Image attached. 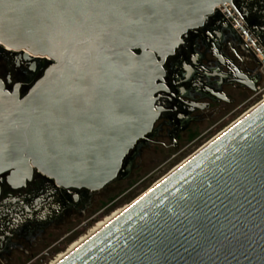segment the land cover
Returning a JSON list of instances; mask_svg holds the SVG:
<instances>
[{
  "label": "water",
  "instance_id": "water-1",
  "mask_svg": "<svg viewBox=\"0 0 264 264\" xmlns=\"http://www.w3.org/2000/svg\"><path fill=\"white\" fill-rule=\"evenodd\" d=\"M231 3L0 0V45L52 62L25 96L0 88V175L118 181L158 120L163 62ZM59 264H264V104Z\"/></svg>",
  "mask_w": 264,
  "mask_h": 264
},
{
  "label": "flooded vegetation",
  "instance_id": "flooded-vegetation-1",
  "mask_svg": "<svg viewBox=\"0 0 264 264\" xmlns=\"http://www.w3.org/2000/svg\"><path fill=\"white\" fill-rule=\"evenodd\" d=\"M51 64L44 56L0 45V73L12 84L6 90L16 89L20 97ZM162 70L157 84L163 88L154 95L155 108L161 110L158 120L125 158L120 175L141 146L165 147L155 138L166 137V149H176L182 136L191 140L204 122L216 119L209 131L219 133L264 99V0H232L222 11L215 9L201 27L182 37ZM9 177L10 171L0 175V264L20 258L25 264H52L67 251L74 232L94 224L92 218L61 238L54 236L74 215H85L92 195L101 190L63 188L36 170L23 182L9 184ZM59 251L64 252L56 256Z\"/></svg>",
  "mask_w": 264,
  "mask_h": 264
},
{
  "label": "rangeland",
  "instance_id": "rangeland-1",
  "mask_svg": "<svg viewBox=\"0 0 264 264\" xmlns=\"http://www.w3.org/2000/svg\"><path fill=\"white\" fill-rule=\"evenodd\" d=\"M216 121V119H213L212 121L204 122L199 125L191 140L190 138L188 140L186 137L182 136L176 149H166V145H168L166 137L154 139V141L162 143L165 147H161L157 144L141 146L136 150L138 154L134 158L132 164L124 170L118 181L106 186L100 192L93 194L90 207L85 215H74L66 224L61 225L60 228L56 230L54 236L61 238L65 234L75 231L78 227L92 218L95 219L93 222L94 224H91L86 232H74L72 241L68 243L66 250L79 244L88 234L94 232L102 224L118 214L123 208L131 205L135 200L142 197L170 170L214 137L218 131L213 133L209 130L217 124ZM220 128L218 130H220ZM98 214L102 217L101 219L94 218ZM43 247L44 246H40L37 251H40ZM62 252L64 251H59L56 253V256ZM9 264H25V259L20 258L18 261H11Z\"/></svg>",
  "mask_w": 264,
  "mask_h": 264
},
{
  "label": "bare ground",
  "instance_id": "bare-ground-1",
  "mask_svg": "<svg viewBox=\"0 0 264 264\" xmlns=\"http://www.w3.org/2000/svg\"><path fill=\"white\" fill-rule=\"evenodd\" d=\"M262 104H264V99L259 102L258 104H256L255 106L251 107L249 110H247L242 116L241 118L237 119L236 121H234L233 123H231L230 125H228L226 128H224L222 131H220L217 135H215L214 137H212L209 141H207L204 145H202L199 149H197L193 154H191L189 157L185 158L181 163H179L177 166H175L172 170H170L163 178H161L157 183H155L150 190H148L144 195H146L147 193H149L152 189H154L155 187H157L158 185H160L165 179H167L172 173H174L175 171H177L180 167H182L183 165H185L188 161H190L194 156H196L198 153H200L201 151H203L206 147H208L211 143H213L214 141H216L219 137H221L226 131H228L231 127H233L236 123H238L241 119H243V117H245L246 115H248L249 113H251L252 111H254L256 108L260 107ZM143 195V196H144ZM142 196V197H143ZM142 197L138 198L137 200H135L131 205L123 208L118 214H116L113 218H111L109 221H107L106 223L102 224L98 229H96L94 232L88 234L84 239L81 240V242L79 244H77L76 246L70 248L69 250L65 251L63 253V255L61 257H59L54 263L52 264H59L60 262H62L64 259L68 258L74 251H76L77 249H79L82 245H84L88 240H90L92 237H94L96 234H98L100 231H102L105 227H107L110 223H112L114 220H116L118 217H120L125 211H127L130 207H132L134 205V203H136L137 201H139V199H141Z\"/></svg>",
  "mask_w": 264,
  "mask_h": 264
},
{
  "label": "snow or ice",
  "instance_id": "snow-or-ice-1",
  "mask_svg": "<svg viewBox=\"0 0 264 264\" xmlns=\"http://www.w3.org/2000/svg\"><path fill=\"white\" fill-rule=\"evenodd\" d=\"M12 84L9 82L8 76L6 73H0V88L10 90Z\"/></svg>",
  "mask_w": 264,
  "mask_h": 264
},
{
  "label": "built area",
  "instance_id": "built-area-1",
  "mask_svg": "<svg viewBox=\"0 0 264 264\" xmlns=\"http://www.w3.org/2000/svg\"><path fill=\"white\" fill-rule=\"evenodd\" d=\"M226 7H228V4L223 5V7L219 6L216 9L222 11V9H225ZM243 41L245 44L249 45L248 40L245 37H243ZM249 46H251V45H249Z\"/></svg>",
  "mask_w": 264,
  "mask_h": 264
}]
</instances>
